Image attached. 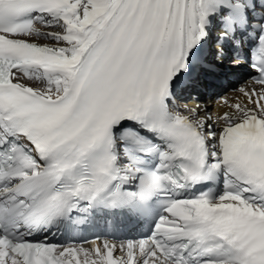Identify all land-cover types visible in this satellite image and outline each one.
<instances>
[{
	"label": "snow or ice",
	"instance_id": "snow-or-ice-1",
	"mask_svg": "<svg viewBox=\"0 0 264 264\" xmlns=\"http://www.w3.org/2000/svg\"><path fill=\"white\" fill-rule=\"evenodd\" d=\"M0 264H264V0H0Z\"/></svg>",
	"mask_w": 264,
	"mask_h": 264
},
{
	"label": "bare ground",
	"instance_id": "bare-ground-1",
	"mask_svg": "<svg viewBox=\"0 0 264 264\" xmlns=\"http://www.w3.org/2000/svg\"><path fill=\"white\" fill-rule=\"evenodd\" d=\"M248 75V70L245 66H241L238 69H233L229 62H225L224 65L216 70V73L213 77L207 81H205L204 86L196 89V92L199 94L201 101V108L207 107L209 109L210 115L215 118V116L222 112L227 111L228 109L221 104V97L234 99L237 93L233 91H229L232 87H227L229 84L227 81H232V77L236 81L235 87H239L241 84L246 82V78ZM210 84L212 86V91L209 92L206 90V85ZM230 88V89H229ZM226 89H229L226 91ZM229 91V92H228ZM208 95V96H207ZM205 96H207L205 98ZM196 104L195 100L187 101V107H194ZM184 106V103H181V107ZM204 115L205 113H201ZM87 246V245H85Z\"/></svg>",
	"mask_w": 264,
	"mask_h": 264
},
{
	"label": "rangeland",
	"instance_id": "rangeland-1",
	"mask_svg": "<svg viewBox=\"0 0 264 264\" xmlns=\"http://www.w3.org/2000/svg\"><path fill=\"white\" fill-rule=\"evenodd\" d=\"M229 84L227 85V87L226 88H228V87H235V85H236V81L235 80H232V81H227ZM230 89V88H229ZM229 89H226V91L227 90H229ZM229 91H231V89L229 90ZM228 91V92H229ZM208 96V95H207ZM207 96H205V98L207 97Z\"/></svg>",
	"mask_w": 264,
	"mask_h": 264
}]
</instances>
